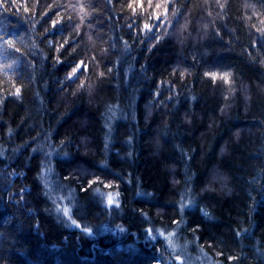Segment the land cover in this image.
Wrapping results in <instances>:
<instances>
[{"label":"trees","instance_id":"16d2710c","mask_svg":"<svg viewBox=\"0 0 264 264\" xmlns=\"http://www.w3.org/2000/svg\"><path fill=\"white\" fill-rule=\"evenodd\" d=\"M0 264H264V0H0Z\"/></svg>","mask_w":264,"mask_h":264},{"label":"snow or ice","instance_id":"6c2138e0","mask_svg":"<svg viewBox=\"0 0 264 264\" xmlns=\"http://www.w3.org/2000/svg\"><path fill=\"white\" fill-rule=\"evenodd\" d=\"M147 27V26H146ZM74 72L76 71L75 69L73 70ZM109 202H111V198H109Z\"/></svg>","mask_w":264,"mask_h":264}]
</instances>
